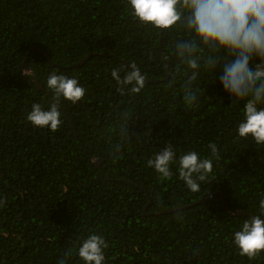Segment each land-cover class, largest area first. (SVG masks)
Listing matches in <instances>:
<instances>
[{"label":"trees","instance_id":"obj_1","mask_svg":"<svg viewBox=\"0 0 264 264\" xmlns=\"http://www.w3.org/2000/svg\"><path fill=\"white\" fill-rule=\"evenodd\" d=\"M179 40L191 37L142 27L125 0H0V264H82L74 245L90 232L108 243L105 264H264L232 243L264 199V146L236 137L220 67L196 70L199 103L184 105L193 70ZM133 61L145 89L122 95L110 71ZM53 70L87 90L58 102L55 132L26 120L33 103L52 102ZM210 142L219 155L199 192L175 167L163 181L146 165L167 143L209 156Z\"/></svg>","mask_w":264,"mask_h":264},{"label":"clouds","instance_id":"obj_2","mask_svg":"<svg viewBox=\"0 0 264 264\" xmlns=\"http://www.w3.org/2000/svg\"><path fill=\"white\" fill-rule=\"evenodd\" d=\"M125 12L146 29L191 37L175 44V54L193 70L183 90L184 105L193 107L199 103V89L190 87L197 81L196 70L213 73L220 67L219 84L240 110L236 137L264 146V0H125ZM110 76L122 95L139 94L145 89V76L135 61L130 68H112ZM46 87L52 102L47 107L33 103L26 120L33 127L55 132L63 123L58 102L63 99L76 103L87 90L78 76L55 70L48 73ZM208 149L210 155L205 156L193 149L179 151L167 143L146 165L163 181L172 178L175 167L178 179L196 193L211 175L213 159L219 155L215 143L210 142ZM5 203L0 199V207ZM232 243L241 256L249 259L264 253V199L259 201L257 214L243 220L233 232ZM107 248L105 238L92 232L74 245L82 264H105ZM58 264H65V260L60 259Z\"/></svg>","mask_w":264,"mask_h":264},{"label":"water","instance_id":"obj_3","mask_svg":"<svg viewBox=\"0 0 264 264\" xmlns=\"http://www.w3.org/2000/svg\"><path fill=\"white\" fill-rule=\"evenodd\" d=\"M91 57V55L88 57V58H90ZM28 60V58L26 59V61ZM86 62V60H84V61H82L80 64H83V63H85ZM165 64H166V66H167V69H168V74H169V64L168 63H166L165 62ZM79 64H77L76 66H78ZM25 74H24V78L25 79H27V80H30V81H32V82H34L36 85H37V87L41 90V91H43L44 89L42 88V86L40 85V83H39V81H38V79H37V77H34V80H31L29 77H28V74L27 73H29L30 71L28 70V68L25 66ZM95 163H96V165H100V163H101V161H99V160H96L95 161ZM224 206H225V203H224ZM169 212H171V211H168L167 213H169ZM236 215H245V213L244 212H241V211H238V212H236L235 213Z\"/></svg>","mask_w":264,"mask_h":264}]
</instances>
